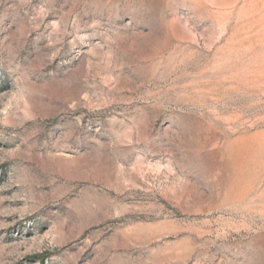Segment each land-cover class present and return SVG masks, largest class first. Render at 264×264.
<instances>
[{"label": "rangeland", "instance_id": "374dc122", "mask_svg": "<svg viewBox=\"0 0 264 264\" xmlns=\"http://www.w3.org/2000/svg\"><path fill=\"white\" fill-rule=\"evenodd\" d=\"M0 264H264V0H0Z\"/></svg>", "mask_w": 264, "mask_h": 264}, {"label": "trees", "instance_id": "16d2710c", "mask_svg": "<svg viewBox=\"0 0 264 264\" xmlns=\"http://www.w3.org/2000/svg\"><path fill=\"white\" fill-rule=\"evenodd\" d=\"M37 258H40V256H37ZM42 261H43V259H42Z\"/></svg>", "mask_w": 264, "mask_h": 264}]
</instances>
